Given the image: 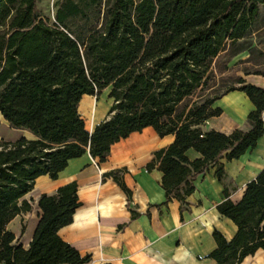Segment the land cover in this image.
Segmentation results:
<instances>
[{"label": "trees", "instance_id": "1", "mask_svg": "<svg viewBox=\"0 0 264 264\" xmlns=\"http://www.w3.org/2000/svg\"><path fill=\"white\" fill-rule=\"evenodd\" d=\"M94 17L82 5L64 0L54 23L37 11V0H0V112L32 138L0 140V264H86L59 230L73 221L81 205L77 183L39 199L41 216L28 248L15 243L7 228L19 214L32 210L24 198L37 177L57 178L70 159L87 151L106 161L114 143L152 126L160 136L174 134L169 146L157 149L147 169L163 172L168 203L182 204L195 191V179L215 166L224 183L223 159L233 160L256 147L264 134V88L238 77L239 86L209 96L214 60L253 48L249 36L258 24L264 0H89ZM77 21L82 25L73 27ZM248 74V73H247ZM264 74V73H257ZM110 87L111 107L92 132L79 113L85 94L101 95ZM232 90L244 91L256 109L249 130L231 133L204 130V122L222 113L212 104ZM193 148L201 154L190 159ZM119 171L108 172L127 189ZM218 203L221 214L238 227L228 240L215 229L217 264H241L264 249V168L248 182L238 203ZM25 226H23V231Z\"/></svg>", "mask_w": 264, "mask_h": 264}, {"label": "crops", "instance_id": "2", "mask_svg": "<svg viewBox=\"0 0 264 264\" xmlns=\"http://www.w3.org/2000/svg\"><path fill=\"white\" fill-rule=\"evenodd\" d=\"M241 53L233 56L235 63L248 56ZM241 77L264 88V74L248 73ZM111 104L108 89L99 96L83 95L79 113L90 132L106 117ZM212 106L222 113L207 119L202 125L204 130L228 134L236 128L250 129L248 115L256 106L244 91H229ZM0 116L5 120L1 112ZM21 130L25 131L22 136L33 137L30 131ZM174 140V134L160 136L154 127L148 126L114 143L104 162L87 151L70 159L57 178L40 175L34 188L24 196L32 204V210L17 215L7 226L15 233V243L29 247L42 213L40 197L55 194L59 187L75 181L81 205L73 221L62 227L59 234L82 255H91L86 264H217L211 256L218 247L214 230L221 231L228 240L238 231L237 225L221 214L217 205L225 199V186L229 188V198L238 203L248 182L264 168V134L255 148L239 158L223 159L227 174L224 183L215 175V166L199 175L194 181L195 191L185 204L177 198L165 203L163 172L146 167L157 149ZM187 155L190 159L201 156L193 148ZM116 170L126 190L107 175ZM241 264H264V249L248 255Z\"/></svg>", "mask_w": 264, "mask_h": 264}, {"label": "rangeland", "instance_id": "3", "mask_svg": "<svg viewBox=\"0 0 264 264\" xmlns=\"http://www.w3.org/2000/svg\"><path fill=\"white\" fill-rule=\"evenodd\" d=\"M64 0H37V11L41 17L46 19L50 23H54L56 11L60 4ZM78 2L82 7L87 10L90 16L94 17L97 12L96 6H87L89 0H71ZM83 22L77 21L73 27L82 25ZM249 41H252L253 48L242 51V56L248 55L246 58H241L236 63L233 58V50L228 49L223 51L213 62L212 65V76L208 83V86L203 91H198L195 95L187 98L180 106L191 104L194 99H197L199 94L204 96L219 94L224 92L229 87L239 86L237 79L238 77L247 73H264V6L261 9V17L254 28L253 32L249 36ZM250 52V55L247 53ZM233 58V59H232ZM110 91V87L106 88ZM0 137L3 140L13 141L21 137L25 131L21 129L13 128L6 120L0 116ZM31 138V136H27ZM21 225H24L22 222Z\"/></svg>", "mask_w": 264, "mask_h": 264}]
</instances>
